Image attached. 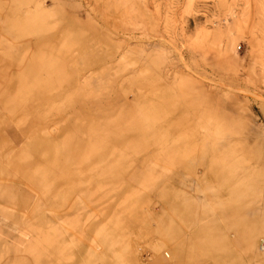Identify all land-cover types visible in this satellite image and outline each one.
Wrapping results in <instances>:
<instances>
[{
    "label": "rangeland",
    "instance_id": "rangeland-1",
    "mask_svg": "<svg viewBox=\"0 0 264 264\" xmlns=\"http://www.w3.org/2000/svg\"><path fill=\"white\" fill-rule=\"evenodd\" d=\"M263 65L264 0H0V264H264Z\"/></svg>",
    "mask_w": 264,
    "mask_h": 264
},
{
    "label": "built area",
    "instance_id": "built-area-1",
    "mask_svg": "<svg viewBox=\"0 0 264 264\" xmlns=\"http://www.w3.org/2000/svg\"><path fill=\"white\" fill-rule=\"evenodd\" d=\"M260 247L264 250V239L260 241Z\"/></svg>",
    "mask_w": 264,
    "mask_h": 264
},
{
    "label": "bare ground",
    "instance_id": "bare-ground-1",
    "mask_svg": "<svg viewBox=\"0 0 264 264\" xmlns=\"http://www.w3.org/2000/svg\"><path fill=\"white\" fill-rule=\"evenodd\" d=\"M263 66H264V65H263ZM263 224H264V223H263ZM262 231H264V230L262 229ZM261 233H262V232H261ZM261 251H262V252H264V250H263V249H261Z\"/></svg>",
    "mask_w": 264,
    "mask_h": 264
}]
</instances>
